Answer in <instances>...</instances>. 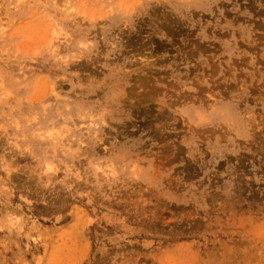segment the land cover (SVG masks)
I'll return each instance as SVG.
<instances>
[{"label": "rangeland", "instance_id": "374dc122", "mask_svg": "<svg viewBox=\"0 0 264 264\" xmlns=\"http://www.w3.org/2000/svg\"><path fill=\"white\" fill-rule=\"evenodd\" d=\"M0 264H264V0H0Z\"/></svg>", "mask_w": 264, "mask_h": 264}]
</instances>
